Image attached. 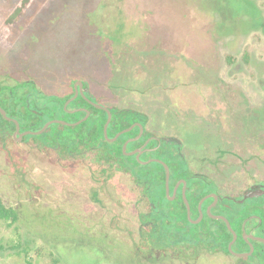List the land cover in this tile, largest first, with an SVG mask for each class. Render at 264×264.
I'll use <instances>...</instances> for the list:
<instances>
[{"label":"rangeland","instance_id":"rangeland-1","mask_svg":"<svg viewBox=\"0 0 264 264\" xmlns=\"http://www.w3.org/2000/svg\"><path fill=\"white\" fill-rule=\"evenodd\" d=\"M89 63L93 102L151 123L182 111L226 152L264 154V0H0L11 85L66 94V75ZM70 168L48 146L0 141V196L19 214L0 222V264H151L58 219L70 217L56 207L69 206Z\"/></svg>","mask_w":264,"mask_h":264},{"label":"flooded vegetation","instance_id":"flooded-vegetation-1","mask_svg":"<svg viewBox=\"0 0 264 264\" xmlns=\"http://www.w3.org/2000/svg\"><path fill=\"white\" fill-rule=\"evenodd\" d=\"M7 67L0 66V106L8 115L6 106H10L12 88ZM83 83L87 91L85 96H79L93 101L89 87ZM103 106L112 115L107 137L108 113L103 110L107 114L103 136L109 144L83 145L74 139L71 150L65 152L58 145L40 143L55 150L59 159L68 160L71 165L65 173L69 206L65 209L56 206L57 211L62 210L70 217L60 214L58 219L75 223V228L76 223L90 225L85 228L87 236L94 234L110 245L118 244L123 254L137 257L138 261L146 259L151 264L174 258L184 264L264 261V154L226 152L215 142L216 138L205 135L185 119L179 120L187 116L182 111L179 114L167 110L165 116L159 117L162 119L159 123H151L150 116L137 108ZM68 107L65 109L69 113L84 115L77 121L53 120L76 127L93 114L87 105ZM117 110L126 114L117 112L115 116L113 111ZM87 112L88 118L82 121ZM0 116L7 120L1 111ZM152 124L155 126L151 127ZM88 125L93 130L86 133H98L94 128L100 123L91 121ZM112 125L120 129L115 132ZM124 130L128 131L109 141ZM15 132L16 129L13 137ZM23 132L26 131L21 128ZM196 135L199 137H192ZM28 136L22 141L14 137V141L31 142ZM54 187L59 192L63 186L57 183ZM220 217L226 218L231 228ZM93 225H100V232ZM251 248L252 253L246 255Z\"/></svg>","mask_w":264,"mask_h":264},{"label":"trees","instance_id":"trees-1","mask_svg":"<svg viewBox=\"0 0 264 264\" xmlns=\"http://www.w3.org/2000/svg\"><path fill=\"white\" fill-rule=\"evenodd\" d=\"M244 60L247 64H249L248 55H246ZM93 65L94 63H91V65L89 63L88 69L79 71L77 74L74 73V75L72 76L69 73L68 74L70 76L66 75L68 87L70 88V91H67L66 94H62V91L55 93H46V91H44L43 89H39L34 81L23 82L20 84L16 83L14 85H11L10 83L12 88V91L10 93L11 101L10 106H6L9 112L8 115L19 122L23 131L41 130L48 121L53 119L60 118L67 119L68 121H77L81 119L84 113L71 114L65 109L64 106L65 103L74 96V83L76 81L82 80L89 88L91 87L87 79L90 76L88 70H90ZM86 66L87 65H85V67ZM78 69L82 70L84 68L83 66H80V68L78 67ZM61 84H64V81L61 82ZM90 98L96 101L94 96H90ZM82 105L89 106L92 109L93 113L92 116L89 117L83 124L76 127L53 124L44 134L40 136L30 135L27 137V140H32L36 143L44 142L48 143L51 146L58 145L57 147H60V149L64 150L65 152L71 150L72 142H74V139L77 143L83 145L84 143L97 145L103 143L109 144L103 136V124L107 120V114L103 110L91 106L87 102L86 98L82 96H78L77 99L72 101L68 108H74ZM117 112L118 114H126V111L117 110L113 111L115 116L117 115ZM0 117V141L6 143V141L11 136V140L15 142L12 134L16 129V125L5 120L2 116ZM118 117L114 118V121L118 120ZM128 120L132 121L133 118L128 117ZM91 121L100 123V125H97L94 128L98 131V133L91 132L90 134H88L85 132L86 130H93V127L88 125V122ZM112 128L115 130V132L120 129L118 125H112ZM94 138H97V140H94ZM100 138L103 140L102 142ZM119 151L122 154V150L119 149ZM18 220V211L6 206L2 197L0 196V222L4 221L6 222L8 227H11ZM253 264H255V262H253ZM256 264H264V261L259 259Z\"/></svg>","mask_w":264,"mask_h":264},{"label":"water","instance_id":"water-1","mask_svg":"<svg viewBox=\"0 0 264 264\" xmlns=\"http://www.w3.org/2000/svg\"><path fill=\"white\" fill-rule=\"evenodd\" d=\"M74 88H75V94H74V96H73L72 98H70V99L65 103V108H67V107L69 106V104L79 96V94H81L82 96H85V92L87 91V89L84 88V83H83V81H77V82L75 83V85H74ZM87 100H88V101H89L94 107L99 108V109H101V110H104V111H106V112L108 113V120H107V123H106V125H105V134H106V136L108 137V135H107V128H108V125H109V123L111 122V119H112L111 112L109 111V109H108L107 107H105V106H103V105H100V104H97V103L93 102V101L90 100V99H87ZM0 111H1V113L3 114V116H4L7 120H9V121L15 123V125H16V132H15L14 137H15V139H16L17 141H22V139H23L25 136H27V135H33V136L42 135L43 133H45V132L47 131V129H48L51 125L56 124V123H57V124H62V125H71V124H69V123H67V122H65V121H62V120H51V121L47 122V123L43 126V128H42L41 130H38V131H26V132L21 133V127H20L19 122H18L16 119H13V118L9 117V116L7 115V112H6L1 106H0ZM88 116H89V114H88V112H87L86 117H85L82 121L86 120V119L88 118ZM127 131H128V130H124V131L120 132L119 134H117V136H116L114 139H109V141H115L120 135H122L123 133H125V132H127ZM126 149H127V144L124 145V152H126ZM220 218L223 219V220H225V221L227 222L228 226L230 227V223H229V221H228L226 218H224V217H220ZM230 228H231V227H230ZM235 237H236V236H235ZM230 250H231V252H233V250H232V244H231V246H230ZM252 251H253V248H251V252H250L249 254H246V255H250V254L252 253ZM242 256H243V255H242Z\"/></svg>","mask_w":264,"mask_h":264}]
</instances>
